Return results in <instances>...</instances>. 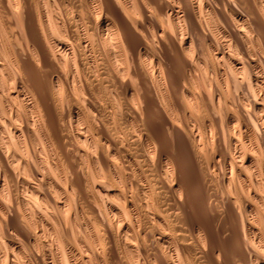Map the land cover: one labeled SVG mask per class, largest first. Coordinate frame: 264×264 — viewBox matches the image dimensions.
<instances>
[{
    "label": "bare ground",
    "instance_id": "1",
    "mask_svg": "<svg viewBox=\"0 0 264 264\" xmlns=\"http://www.w3.org/2000/svg\"><path fill=\"white\" fill-rule=\"evenodd\" d=\"M263 187L264 0H0V264H264Z\"/></svg>",
    "mask_w": 264,
    "mask_h": 264
},
{
    "label": "rangeland",
    "instance_id": "2",
    "mask_svg": "<svg viewBox=\"0 0 264 264\" xmlns=\"http://www.w3.org/2000/svg\"><path fill=\"white\" fill-rule=\"evenodd\" d=\"M208 59H210V58H208V57H206V60L208 61ZM211 60V59H210ZM224 108H225V106H224ZM224 110V111H223ZM228 110H230L229 108H225V109H223V108H221V111L222 112H219L220 114L218 115L219 117L221 116V117H224L223 118V120L226 122V114L228 113ZM224 112V113H223ZM223 114V115H222ZM225 115V116H224ZM259 128V127H258ZM185 160H186V157L184 158ZM183 159V161L184 162H182V164H183V167H186V166H188L189 164V162L187 163L185 160ZM221 161V162H220ZM220 168H223V167H227L228 168V170H230V163H225V161L224 160H222V159H220ZM224 164V166H222ZM194 173V174H193ZM198 175V174H197ZM191 177H196V172H194V171H192L191 172ZM261 191V192H260ZM260 194L263 196V198H264V187L262 188V189H260ZM248 199V201H249V203L251 202V204H253V202L254 201H251L252 199H250V198H247ZM244 200V199H243ZM244 202V201H243ZM216 212V210L215 209H212L211 211L209 210L208 211V215H209V217L211 218V220L214 222V225H216L215 227H217L216 229H217V234L219 235V234H221L222 232H223V230H224V228H225V225L223 224V222H222V220H221V218H217V217H219V213L218 212ZM212 212V213H211ZM210 213V214H209ZM216 214H217V217L215 218V216H216ZM214 219H215V221H214ZM220 221V222H219ZM215 222L217 223V224H215ZM222 223V224H221ZM221 225H222V227H221ZM223 229V230H222Z\"/></svg>",
    "mask_w": 264,
    "mask_h": 264
}]
</instances>
